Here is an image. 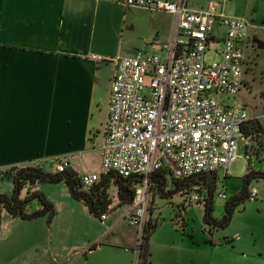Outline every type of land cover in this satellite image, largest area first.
Segmentation results:
<instances>
[{"label":"crops","instance_id":"1","mask_svg":"<svg viewBox=\"0 0 264 264\" xmlns=\"http://www.w3.org/2000/svg\"><path fill=\"white\" fill-rule=\"evenodd\" d=\"M125 8L117 0H0L1 194L12 191L11 176L6 173L12 166L50 164L54 168L55 156L69 154L73 169L71 153L89 148L97 149L100 157L115 70L113 61H93L88 56H124L119 54V34ZM252 10L247 5L241 17H251ZM169 15L168 39L173 27ZM257 16L256 24H263ZM155 39L149 44L159 48V36ZM75 226L74 219H62L50 228L44 216L30 220L10 216L0 222V264H70L80 256L76 246L81 237ZM101 236L110 237L105 232L96 238ZM96 238L87 239L88 252L100 249V244L92 243ZM211 245L214 249L221 244L211 241ZM145 249L143 264L213 263L212 253L194 261L186 250L197 252V247L173 237L150 234ZM237 255L239 260L245 257ZM138 261L141 257H134V263Z\"/></svg>","mask_w":264,"mask_h":264},{"label":"built area","instance_id":"2","mask_svg":"<svg viewBox=\"0 0 264 264\" xmlns=\"http://www.w3.org/2000/svg\"><path fill=\"white\" fill-rule=\"evenodd\" d=\"M117 1L124 7L160 10L173 16L171 35L159 45L161 55L138 50L112 58L88 56L93 61H113L115 72L100 147V173L78 177L87 188L108 172L140 177L136 185L140 194L135 191V211L129 219L132 225L138 222V237L133 248L125 249L137 258L145 231L150 176L162 168L179 181L215 174L217 169H223L226 176L240 140L244 141L248 171H256L255 159L264 150V124L248 113L239 97L249 60L245 49L251 45L244 18L226 12L224 2L212 0L201 7L191 6L189 0ZM212 42L219 44L220 59L206 63L204 55ZM256 123L263 132L252 130ZM69 161V154L55 156L53 169L61 172L69 168ZM193 187L185 197L196 207H204L206 195L201 186ZM218 196L226 199L225 190ZM256 196L255 188L248 192L251 200ZM105 218V212L99 215L102 223Z\"/></svg>","mask_w":264,"mask_h":264},{"label":"rangeland","instance_id":"3","mask_svg":"<svg viewBox=\"0 0 264 264\" xmlns=\"http://www.w3.org/2000/svg\"><path fill=\"white\" fill-rule=\"evenodd\" d=\"M208 0H189L193 7H201ZM224 2L226 12L234 16H241L243 9L250 5L253 9V15L244 19L249 24L250 38L256 41L255 48L247 46L245 53L252 59V64L243 76L247 83L243 87L239 97L246 104L249 114L257 115L259 121L264 124V0H212ZM124 14L125 24L119 34L121 45L120 55H132L136 49L146 52H154L161 55L162 52L156 46L155 35L159 36L158 43L166 42L171 26V16L160 10H148L140 7H126ZM254 10L257 13H254ZM259 16L263 24H256ZM250 22H249V21ZM132 26L131 28H129ZM158 31V32H156ZM158 33V34H156ZM257 44L263 45L258 49ZM219 44L212 42L204 55V61L211 63L218 61L220 56L216 51ZM243 102V103H244ZM239 149L237 157L227 168V175L223 169H217L216 184L212 195V212L211 216L221 220L224 215V205L228 198L238 192L243 185V177L246 174L247 158L244 155V141L238 142ZM258 151L257 144H253ZM259 159H255V169L264 168V150L258 153ZM261 159V160H260ZM72 171L78 176L85 173H100V157L97 149H85L82 152L71 153ZM43 169L53 170L50 164H43ZM6 171V170H5ZM4 171H0L2 174ZM8 172V170H7ZM6 172V173H7ZM5 174V173H4ZM32 190L42 192L45 198L53 205V216L49 219L44 216L45 223L50 228L56 225L62 219H74L75 233L81 237L77 249L80 250V256L75 257L70 264H134V254L131 251H125V248L134 247L138 237L139 225L129 223L130 215H133L135 207L132 203L124 202L120 199L118 187L113 178L110 179L106 189L109 203L105 209L106 218L101 224L98 216L93 215L87 205L80 200L74 199L66 185L63 182L47 183L36 182L31 186ZM170 188V186H168ZM186 188L172 195L161 194L158 189H150L146 196L144 212V230L147 231L151 225L156 224L153 237H170L178 241H185L186 245H192L196 251L186 252L191 255L194 261L197 257L209 256L211 253L212 264H264V180L260 177L251 179L247 185V191L255 188L257 196L251 200L249 197L238 202L233 209L229 221L224 224L208 225L203 221L204 207H196L194 202H189L186 198L190 196L192 189ZM225 190L226 199H221L218 193ZM186 191L188 194H183ZM136 193L140 194V188H136ZM23 194V193H22ZM206 190L202 188V195ZM186 196V197H185ZM39 202L34 199L27 204L28 211L39 208ZM151 219L148 221V215ZM1 223L10 218V215L1 210ZM138 221V219H137ZM111 230H109V226ZM107 232V237L96 238ZM77 234H75L76 236ZM122 237L124 242H119ZM96 238L94 242L100 249L91 252L87 248L91 243L87 239ZM115 238H117L115 240ZM132 239L133 242H129ZM211 241L219 243L214 249ZM113 246L118 247L113 248ZM84 247H86L84 249ZM207 248V250H205ZM84 249V250H83ZM213 250V251H212ZM205 251V252H204ZM207 251V252H206ZM85 252V256L83 253ZM239 256H245L239 260ZM59 263L64 264L62 261ZM58 264V262H56Z\"/></svg>","mask_w":264,"mask_h":264},{"label":"trees","instance_id":"4","mask_svg":"<svg viewBox=\"0 0 264 264\" xmlns=\"http://www.w3.org/2000/svg\"><path fill=\"white\" fill-rule=\"evenodd\" d=\"M252 130L256 133L263 132V127L259 123H256L253 125ZM245 132L249 133V130L246 129ZM7 170V173L11 176L13 187L11 193L8 195L0 193V213L1 210L4 209L10 216L19 217L25 220L41 216H47L51 219L54 213L52 203L45 198L44 194L38 190H32L31 186L36 182H63L70 195L76 200L83 201L87 205L89 211L98 217L101 213L105 212L109 203L106 189L111 178L114 179L118 187L120 199L127 203H132L135 197L136 185L140 183V177H123L108 172L106 174H101L99 180L87 188L82 185L78 175L70 168L58 172L54 169L47 171L39 166L20 165L12 166ZM258 177L264 180V172L259 170H247L243 177V185L241 189L231 195L226 201L224 205L225 212L221 220H217L211 216L212 195L216 184V175L214 173L179 181L169 177L167 171L162 168L150 176V188L154 190L158 189V191L164 195H172L186 188L189 189L192 186H201V188L206 190L203 221L204 223L213 226L224 224L229 221L234 206L244 198H248L249 191H247V185L250 183L251 179ZM168 186H170V188H168ZM34 199L39 202L40 207L28 211L26 209L27 204ZM151 229H154V224H151L149 229L144 231L139 253V257H141L139 264H143V255L146 251L145 242L150 235Z\"/></svg>","mask_w":264,"mask_h":264},{"label":"flooded vegetation","instance_id":"5","mask_svg":"<svg viewBox=\"0 0 264 264\" xmlns=\"http://www.w3.org/2000/svg\"><path fill=\"white\" fill-rule=\"evenodd\" d=\"M249 44L255 46L256 41H255L253 38H250V39H249ZM256 47H258V49H261V48H263V45H261V44H257Z\"/></svg>","mask_w":264,"mask_h":264}]
</instances>
